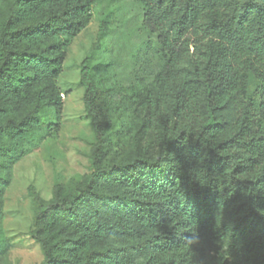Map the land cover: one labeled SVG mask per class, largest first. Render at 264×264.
Here are the masks:
<instances>
[{
  "label": "trees",
  "instance_id": "16d2710c",
  "mask_svg": "<svg viewBox=\"0 0 264 264\" xmlns=\"http://www.w3.org/2000/svg\"><path fill=\"white\" fill-rule=\"evenodd\" d=\"M140 1L163 65L139 89L108 84L109 64L89 54L81 61L92 169L49 200L29 185L43 253L32 264H264V0ZM98 2L7 0L0 208L12 165L58 127L66 48ZM115 95L134 98L140 117L131 151L106 161Z\"/></svg>",
  "mask_w": 264,
  "mask_h": 264
},
{
  "label": "rangeland",
  "instance_id": "374dc122",
  "mask_svg": "<svg viewBox=\"0 0 264 264\" xmlns=\"http://www.w3.org/2000/svg\"><path fill=\"white\" fill-rule=\"evenodd\" d=\"M6 3L7 0H0V19ZM102 19L107 20V34L101 45H96ZM142 20L140 0H99L92 7L88 24L70 39L56 80L59 93L64 94L59 95L58 127L12 165L9 182L1 194L0 264H32L43 258L39 243L29 233L34 212L29 185L49 200L57 189L69 192L92 169L91 151L96 141L79 83L83 58L89 54L91 63L98 68L109 64L108 84H135L139 89L153 84L154 74L164 59ZM248 93L257 98L254 84ZM112 116L114 128L105 142L106 161L119 160L131 151V136L140 110L131 96L115 95Z\"/></svg>",
  "mask_w": 264,
  "mask_h": 264
},
{
  "label": "built area",
  "instance_id": "2783aa9c",
  "mask_svg": "<svg viewBox=\"0 0 264 264\" xmlns=\"http://www.w3.org/2000/svg\"><path fill=\"white\" fill-rule=\"evenodd\" d=\"M60 95H61V97H64V94L63 93H61Z\"/></svg>",
  "mask_w": 264,
  "mask_h": 264
}]
</instances>
